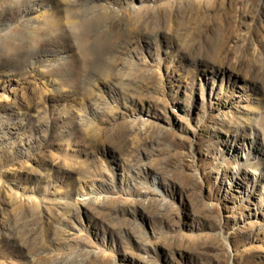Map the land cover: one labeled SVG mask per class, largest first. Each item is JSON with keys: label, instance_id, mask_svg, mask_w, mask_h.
Returning <instances> with one entry per match:
<instances>
[{"label": "rangeland", "instance_id": "obj_1", "mask_svg": "<svg viewBox=\"0 0 264 264\" xmlns=\"http://www.w3.org/2000/svg\"><path fill=\"white\" fill-rule=\"evenodd\" d=\"M0 264H264V0H0Z\"/></svg>", "mask_w": 264, "mask_h": 264}]
</instances>
